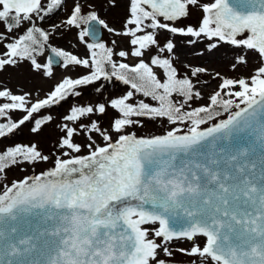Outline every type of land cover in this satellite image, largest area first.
I'll use <instances>...</instances> for the list:
<instances>
[{
  "label": "rangeland",
  "instance_id": "374dc122",
  "mask_svg": "<svg viewBox=\"0 0 264 264\" xmlns=\"http://www.w3.org/2000/svg\"><path fill=\"white\" fill-rule=\"evenodd\" d=\"M215 2L185 0L172 18L137 0H39L19 12L0 3V194L124 135L204 128L255 99L264 53L210 20ZM91 18L103 27L99 43L86 35ZM46 47L60 67L48 66ZM217 102L224 107L206 113ZM144 228L157 244L147 264H221L204 236L169 240L157 222Z\"/></svg>",
  "mask_w": 264,
  "mask_h": 264
},
{
  "label": "water",
  "instance_id": "95a60500",
  "mask_svg": "<svg viewBox=\"0 0 264 264\" xmlns=\"http://www.w3.org/2000/svg\"><path fill=\"white\" fill-rule=\"evenodd\" d=\"M37 1L0 0L16 10ZM140 1L166 18L187 8L185 0ZM210 8L215 25L249 41L242 31H250L251 44L264 50V0H218ZM86 33L103 38L96 19ZM46 49L48 64L59 67L60 56ZM213 125L127 136L7 187L0 264H144L155 246L140 226L154 220L171 239L209 236V252L225 264H264V92Z\"/></svg>",
  "mask_w": 264,
  "mask_h": 264
},
{
  "label": "trees",
  "instance_id": "16d2710c",
  "mask_svg": "<svg viewBox=\"0 0 264 264\" xmlns=\"http://www.w3.org/2000/svg\"><path fill=\"white\" fill-rule=\"evenodd\" d=\"M121 75H123L124 77H126V78H128L129 80H131L132 78H131V76H132V74L131 73H121ZM218 107H224V105L222 104V103H215L214 104V106L211 108V110H209L208 112H206V113H212V111L215 109V108H218ZM202 113V112H201ZM216 113H217V115H220V114H222V112H220V110H218V112L216 111Z\"/></svg>",
  "mask_w": 264,
  "mask_h": 264
},
{
  "label": "bare ground",
  "instance_id": "6f19581e",
  "mask_svg": "<svg viewBox=\"0 0 264 264\" xmlns=\"http://www.w3.org/2000/svg\"><path fill=\"white\" fill-rule=\"evenodd\" d=\"M205 90H210V88H206Z\"/></svg>",
  "mask_w": 264,
  "mask_h": 264
}]
</instances>
